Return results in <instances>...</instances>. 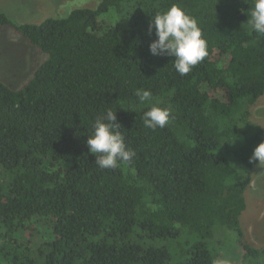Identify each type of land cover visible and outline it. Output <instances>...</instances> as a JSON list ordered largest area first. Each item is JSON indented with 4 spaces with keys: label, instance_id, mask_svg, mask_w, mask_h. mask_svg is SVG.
<instances>
[{
    "label": "trees",
    "instance_id": "16d2710c",
    "mask_svg": "<svg viewBox=\"0 0 264 264\" xmlns=\"http://www.w3.org/2000/svg\"><path fill=\"white\" fill-rule=\"evenodd\" d=\"M253 0H101L66 17L8 27L48 55L20 89L0 81V264H264L243 243L240 217L264 130L250 120L264 95V36L247 23ZM179 5L207 42L181 76L153 56L151 17ZM148 90L140 104L135 91ZM153 104L164 128L145 127ZM116 112L136 155L100 169L87 138ZM37 223L48 230L31 244ZM50 233V234H49Z\"/></svg>",
    "mask_w": 264,
    "mask_h": 264
},
{
    "label": "clouds",
    "instance_id": "9594fccd",
    "mask_svg": "<svg viewBox=\"0 0 264 264\" xmlns=\"http://www.w3.org/2000/svg\"><path fill=\"white\" fill-rule=\"evenodd\" d=\"M248 17L251 29L264 36V0H253ZM153 29L156 39L149 45L150 53L153 56L174 57L173 66L181 76L189 74L208 55L207 42L202 38L197 21L177 4L151 17L149 33ZM134 94L142 105L152 101V93L148 90L138 89ZM142 119L149 129L164 128L172 119L171 109L153 104L143 113ZM119 128L116 112L111 109L97 118L92 126L87 146L90 154L96 156V166L100 169H116L136 155L125 144ZM250 162L264 164V142L254 149Z\"/></svg>",
    "mask_w": 264,
    "mask_h": 264
},
{
    "label": "rangeland",
    "instance_id": "374dc122",
    "mask_svg": "<svg viewBox=\"0 0 264 264\" xmlns=\"http://www.w3.org/2000/svg\"><path fill=\"white\" fill-rule=\"evenodd\" d=\"M101 0H0V11L5 12L15 23L40 24L49 17H66L77 8H95ZM48 55L31 45L13 29H0V81L12 89H20L33 76V72ZM250 120L264 130V95L251 107ZM252 183L245 192L246 210L240 217L243 243L264 249V164L256 165L252 171ZM37 223L38 231L33 235L34 246L42 241L48 227ZM50 234V233H49ZM241 245L224 253L222 264H235Z\"/></svg>",
    "mask_w": 264,
    "mask_h": 264
}]
</instances>
